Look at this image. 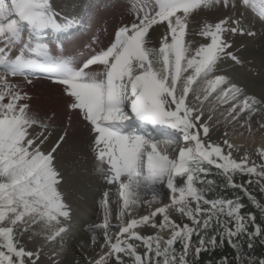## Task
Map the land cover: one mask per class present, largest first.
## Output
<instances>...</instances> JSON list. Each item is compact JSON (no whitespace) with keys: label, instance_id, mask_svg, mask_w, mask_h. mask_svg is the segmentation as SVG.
<instances>
[{"label":"snow or ice","instance_id":"snow-or-ice-1","mask_svg":"<svg viewBox=\"0 0 264 264\" xmlns=\"http://www.w3.org/2000/svg\"><path fill=\"white\" fill-rule=\"evenodd\" d=\"M113 6L103 0L65 12L56 0H0V264H41L43 247L25 244L40 238L62 245L72 226L57 162L71 120L46 147L54 114L34 111L27 91L40 74L61 87L66 111L87 127L109 186L98 202L102 222L89 228L100 233L91 237L92 255L81 252L72 264H195L201 252L225 243L234 256L218 264H264L249 251L255 240L264 241V221L246 211L244 198H210L202 187L213 183L208 177L216 169L232 187L248 194L256 185L264 197V147L256 163L247 152L234 156L240 149L227 138L210 139L217 114L251 129L247 117L264 113V98L246 95L222 72L227 61L239 63L232 37L256 35L241 9L258 8L264 17V0H126L127 22L79 60L65 58L60 36L48 39L86 26L94 36L102 8ZM219 10L225 15L190 32L192 20ZM257 124L264 130V122ZM166 134L183 142L175 155L155 138ZM236 174L246 181L234 183ZM113 189L120 202L116 223ZM162 191L167 201L157 198ZM141 207L146 214H137ZM258 207L264 214V200Z\"/></svg>","mask_w":264,"mask_h":264},{"label":"rangeland","instance_id":"rangeland-1","mask_svg":"<svg viewBox=\"0 0 264 264\" xmlns=\"http://www.w3.org/2000/svg\"><path fill=\"white\" fill-rule=\"evenodd\" d=\"M71 1L74 2V0H65V3H62V0H56V3L64 10ZM102 2L103 0H94L90 3L95 6L96 4H102ZM125 2L126 0H113V7L106 10L102 8L100 23L94 29V36L87 30L86 26L83 29L73 30L66 35L51 33L48 39L54 41L57 36H60L67 44V48L64 49L67 53L65 58L68 60H79L88 54V47L97 41L101 47L107 45L112 39L113 30L122 21L127 22L129 17L125 7L121 10L120 16L116 17L115 12L118 5L125 4ZM241 11L244 12L246 22L250 21L255 26L253 30L256 32V35L237 34L232 37L239 63L227 61L222 67V72L228 74L237 87L241 88L246 95L261 99L260 96L264 95V25L260 24L258 19H264V17L260 15L258 8L241 9ZM223 15H225V12L219 10L211 12L202 18L192 20L189 25L190 32H198L202 22H214ZM197 39L203 40V38L198 37ZM193 42L196 41L194 40ZM27 91L31 97L29 102L30 107L34 111L41 115L54 114L55 122L52 124L51 135L46 147H50L55 142L61 126L69 120H71L70 133H74V131L76 132L79 129V131H82V133H78L77 137L80 139L79 142L81 141L80 145L83 149L74 150V153L67 152L68 154L57 155L58 166L64 175V181L60 190L66 197V200L70 202L73 210L72 226L69 235L65 237L62 245L59 246L57 244H45L40 238H36L34 241H29L25 244L26 248L32 250L43 247L41 264H72L74 258L77 262L81 260V252L89 258L92 255L93 246L90 243L91 237L93 235L98 237L100 233L99 230L96 233L90 232L89 228L102 222L103 208L98 206V202L102 193L109 186L104 181L101 172L98 171V165L91 148L92 136L87 127L75 114L66 111V100L62 95L61 89L49 81L46 75L40 74L38 78L33 79L31 85H27ZM262 117H264V113H260L259 115L253 114L247 117L252 125L251 129H249L241 126L244 123L243 120L240 124H229L224 122L217 114L213 119L220 120V123L215 125L214 129L210 131V139L212 142L219 143L224 139V133L228 132L232 134L233 131H243V133H246L243 139L234 136V134L233 137H226L228 140L231 138L232 141L229 142L240 149L239 152L234 151V156L239 157V155L247 152L253 161L259 163L260 161L256 156V152L262 146L256 147L248 137L251 132L259 130L257 121L264 122ZM230 127H233V130ZM155 138L162 148L168 149L171 155H175V150L183 146V142L175 134H166ZM114 195L115 190L113 189L109 193V204L112 209L113 223H116L120 202ZM147 198H151V196ZM157 198L167 201L168 193L162 191ZM76 201L92 202L97 205V208L85 211ZM137 214H146V211L141 207L137 209ZM171 215L177 222L183 221L189 223L186 218L179 216L178 213L172 212ZM162 235L167 238L169 233L165 231ZM26 239L27 237H25ZM140 247L142 248L143 246L140 245Z\"/></svg>","mask_w":264,"mask_h":264},{"label":"trees","instance_id":"trees-1","mask_svg":"<svg viewBox=\"0 0 264 264\" xmlns=\"http://www.w3.org/2000/svg\"><path fill=\"white\" fill-rule=\"evenodd\" d=\"M208 179L213 181L211 185H203L205 190L210 189L209 196L210 198H233L241 197L244 198V202L247 204L246 211L255 213L258 220L264 221V214L261 213L258 207V202L264 200V197H261L256 185H252L249 189V193L245 194L237 187H232L231 184H228L225 178L217 172L216 169H212ZM247 177L240 176L236 174L233 178L234 183L243 184L246 181ZM255 179V177H253ZM193 246H196V237H193ZM255 247L249 251L252 253V258L264 257V241L255 240ZM227 256L232 258L234 256L233 249L225 244H220L215 251L211 252H201V254L195 258V264H218L221 257ZM239 264H243V260L239 261Z\"/></svg>","mask_w":264,"mask_h":264},{"label":"bare ground","instance_id":"bare-ground-1","mask_svg":"<svg viewBox=\"0 0 264 264\" xmlns=\"http://www.w3.org/2000/svg\"><path fill=\"white\" fill-rule=\"evenodd\" d=\"M94 0H74V2L71 1V3H68L69 5H71V9L68 5V7H65L64 11L67 12L69 10H72V11H75L76 8H79V7H86L90 2H93ZM62 3H65V0H62ZM67 3V2H66ZM61 6V4H59ZM123 7H124V4H119L118 5V8H116L115 12H116V17L117 16H120V12L121 10H123ZM55 86L59 89H61L60 86L56 85ZM261 98H264V95L262 94L260 96ZM65 103V102H64ZM63 103V104H64ZM65 106V105H64ZM62 108V106H61ZM82 126V125H81ZM80 126V127H81ZM79 127V128H80ZM78 128V129H79ZM231 128V127H230ZM233 130V127L231 128ZM80 130V129H79ZM77 130L76 132L74 131V133H70L69 136L67 137V140L65 143H63L60 147V149L58 150V156L59 155H62V154H65L67 152H71V153H74L75 151L74 150H80V149H83L81 148L82 146L80 145V142L77 137L78 133H82V131H79ZM71 132V131H70ZM233 134L234 136L236 137H241V139H243V137L246 135V133H243V131H233L232 134L228 133L227 132V136H232L233 137ZM223 137L226 138L223 134ZM249 140H251L253 142V144L256 146V147H259V146H262L264 147V130H257V131H253L251 132L250 136L248 137ZM229 141H232V139L230 138ZM170 148V147H169ZM171 149V148H170ZM82 151V150H81ZM70 153V154H71ZM68 154V153H67ZM76 154V153H75ZM73 164V163H72ZM86 173V172H85ZM91 173V172H90ZM115 196V195H114ZM116 197V196H115ZM78 200V199H77ZM80 206L81 208H83L85 211H88V209H92V208H97V205L92 203V202H85V201H76ZM84 202V203H82ZM76 203V204H77ZM111 207V205H110ZM78 225V224H77Z\"/></svg>","mask_w":264,"mask_h":264}]
</instances>
